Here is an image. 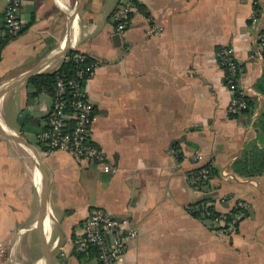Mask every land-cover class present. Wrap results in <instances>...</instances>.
Instances as JSON below:
<instances>
[{
  "label": "crops",
  "instance_id": "crops-1",
  "mask_svg": "<svg viewBox=\"0 0 264 264\" xmlns=\"http://www.w3.org/2000/svg\"><path fill=\"white\" fill-rule=\"evenodd\" d=\"M135 1L130 25L118 34L113 15L121 0H23L21 33L0 45V126L34 149L0 133V264H43L45 252L49 264H97L74 246L97 210L138 230L118 264H264V176L242 177L232 168L264 147L254 125L264 112V96L255 91L264 20L256 30L252 0ZM8 3L0 0V26ZM221 47L233 48L239 82L256 98L250 118L229 115ZM65 48L98 64L89 83L92 139L117 166L115 174L63 152L46 154L36 139L52 95L29 102L22 79ZM63 57L57 54L43 74ZM196 151L215 169L203 195L186 177L198 167ZM208 198L218 211L245 200L249 215L235 233L219 235L186 211L189 202Z\"/></svg>",
  "mask_w": 264,
  "mask_h": 264
},
{
  "label": "built area",
  "instance_id": "built-area-1",
  "mask_svg": "<svg viewBox=\"0 0 264 264\" xmlns=\"http://www.w3.org/2000/svg\"><path fill=\"white\" fill-rule=\"evenodd\" d=\"M253 5L261 8V0H252ZM23 0H9L4 12L3 25L0 26V43L8 38L20 34L23 21L20 11ZM137 11L135 0H121L114 12L116 30L122 34L132 21ZM264 13L254 12L252 22L259 30ZM262 20V21H263ZM161 28L154 27L151 32L158 33ZM257 57L264 62V34L258 31ZM217 61L224 74L225 87L231 94L228 107L229 115L240 114L247 108L246 97L250 89L243 87L239 78V64L235 59L233 48L221 47L217 51ZM88 56L78 54L76 78L64 82H56L52 94L51 110L45 128L37 135V141L44 147V152H63L81 163H97L106 174L118 172L117 166L106 156L92 139L95 120V105L89 94V83L96 71V62H87ZM198 167L186 175L187 183L193 192L203 195L207 191V183L211 177L212 162L206 163L204 154L196 151L192 158ZM223 176L234 178L229 171L224 170ZM226 202V198H221ZM250 204L245 200H238L226 211H218L212 204L202 201H191L186 205V211L200 220L207 229L219 235H231L236 232L239 224L247 219ZM138 230L128 219H115L111 215L97 210L92 212L81 225L74 241L78 254H84L94 248L97 264H118L126 253L131 241L137 239Z\"/></svg>",
  "mask_w": 264,
  "mask_h": 264
},
{
  "label": "trees",
  "instance_id": "trees-1",
  "mask_svg": "<svg viewBox=\"0 0 264 264\" xmlns=\"http://www.w3.org/2000/svg\"><path fill=\"white\" fill-rule=\"evenodd\" d=\"M136 7H138L137 2L135 1ZM261 8L259 6L255 7V11L259 12ZM116 28L117 23L114 22ZM21 33V32H20ZM264 34V29L262 30ZM7 40L0 43L3 46ZM81 54L72 49H69L62 59L59 67L55 70L46 72L44 74L36 75L27 80V89H28V100L31 102L35 97L42 93H47L52 95L55 89L56 82L59 79H62L64 82H68L71 79L76 78L77 72V63L75 56ZM87 62H93L89 57H87ZM238 64V63H237ZM240 76V69L237 78ZM255 91L264 96V68L262 77L255 84ZM247 108L243 110L240 114L230 115L232 118H237L239 115H247L250 118L256 109V98L255 97H246ZM48 118V117H47ZM257 131L260 135H264V112L260 115L258 120L254 123ZM233 171L239 176L242 177H261L264 176V147L256 148L252 151L247 152L241 159L236 161L233 165ZM215 172L214 167L210 169V174L213 176ZM208 185V184H207ZM205 204H208L211 200L203 199L201 200ZM194 217L197 214H193ZM86 253L96 255L94 248L90 247ZM84 253V254H86Z\"/></svg>",
  "mask_w": 264,
  "mask_h": 264
},
{
  "label": "water",
  "instance_id": "water-1",
  "mask_svg": "<svg viewBox=\"0 0 264 264\" xmlns=\"http://www.w3.org/2000/svg\"><path fill=\"white\" fill-rule=\"evenodd\" d=\"M70 39V38H69ZM69 39H67V41L69 40ZM65 42L66 44H64L65 46H67L68 45V42ZM64 46V47H65ZM62 49H60L57 53H55V54H53V55H51V57L48 59V60H46V62L40 67V68H38V69H36V70H34V71H32V72H30V73H28V74H26L24 77H23V81H25V80H28L29 78H31V77H33V76H36V75H39V74H43V72L45 71V69L48 67V66H50L49 64L51 63V61L53 60V59H55L56 58V56H57V54H58V56L61 54V51ZM69 50V48H65V50H64V52L62 53V55L63 54H65L67 51ZM0 133L1 134H3L4 136H6V137H8V138H10V139H13V140H15V141H17V142H20V143H22L23 145H25V146H27V147H29V148H32V149H34L29 143H26V142H23V141H19V140H17V139H15V137L14 136H11V134H9L8 132H6V130L4 129V128H2L1 126H0ZM39 156H40V154H39ZM40 159V158H39ZM42 176H43V211H42V218H41V231H42V233H44V221H45V210H46V191H45V184H44V174H43V171H42ZM45 258H44V263L43 264H49V258H48V256H47V253L45 252Z\"/></svg>",
  "mask_w": 264,
  "mask_h": 264
},
{
  "label": "bare ground",
  "instance_id": "bare-ground-1",
  "mask_svg": "<svg viewBox=\"0 0 264 264\" xmlns=\"http://www.w3.org/2000/svg\"><path fill=\"white\" fill-rule=\"evenodd\" d=\"M71 23V22H70ZM71 25V24H70ZM64 52V50L62 51V53ZM62 53H61V55H62Z\"/></svg>",
  "mask_w": 264,
  "mask_h": 264
},
{
  "label": "rangeland",
  "instance_id": "rangeland-1",
  "mask_svg": "<svg viewBox=\"0 0 264 264\" xmlns=\"http://www.w3.org/2000/svg\"><path fill=\"white\" fill-rule=\"evenodd\" d=\"M54 68V67H53ZM52 70V69H51Z\"/></svg>",
  "mask_w": 264,
  "mask_h": 264
}]
</instances>
